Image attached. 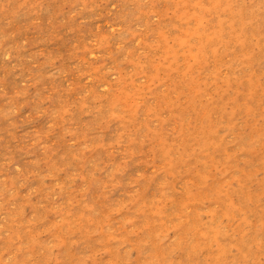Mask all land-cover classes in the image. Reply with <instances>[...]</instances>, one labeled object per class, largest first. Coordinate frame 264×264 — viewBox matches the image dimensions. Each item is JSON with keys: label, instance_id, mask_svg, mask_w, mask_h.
<instances>
[{"label": "rangeland", "instance_id": "obj_1", "mask_svg": "<svg viewBox=\"0 0 264 264\" xmlns=\"http://www.w3.org/2000/svg\"><path fill=\"white\" fill-rule=\"evenodd\" d=\"M0 264H264V0H0Z\"/></svg>", "mask_w": 264, "mask_h": 264}]
</instances>
